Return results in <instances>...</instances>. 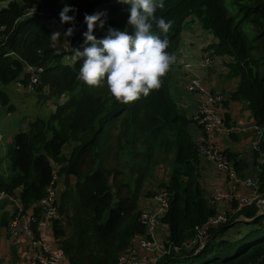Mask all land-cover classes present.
<instances>
[{"label": "trees", "instance_id": "16d2710c", "mask_svg": "<svg viewBox=\"0 0 264 264\" xmlns=\"http://www.w3.org/2000/svg\"><path fill=\"white\" fill-rule=\"evenodd\" d=\"M3 1L7 4L0 6V106L9 102L6 86L19 83L25 89L29 84L26 67H35L43 70L40 80L32 92L23 93L53 104L54 111L48 119L29 124L28 132L14 135L0 167V193L17 196L23 215L32 209V216L39 220L36 205L58 166L63 186L59 217L52 222L51 232L66 263L117 264L133 239L145 232L139 221L141 183L134 179L133 166L147 168L151 155L168 152V181L158 183L159 192L147 188L144 194L147 198L162 191L169 195L161 218L167 228L168 253L156 264H264V217L258 216L254 205L240 207L232 200L228 220L208 226L204 241L193 244L216 207L207 200L202 184L203 160L192 134L197 126L170 95L174 66L159 91L130 105L115 101L106 84L89 87L77 78L82 62L73 56L76 48L85 46V13H106L105 28L97 25L93 33L97 39L106 35L108 27L128 29L131 34L130 5L116 0H0V4ZM230 1L233 16L223 0H164V8L155 15L173 22L166 37L169 53H178L181 33L196 22L214 40L204 52L224 58L226 79H238L222 104H241L261 137L257 150H251L249 164L232 150L222 154L240 178L255 176L257 192L264 197V0ZM66 5L77 10L68 13L75 16V31L67 38L63 33L72 24H61L59 16ZM53 31L61 32L54 48L50 46ZM153 33L165 38L155 26ZM12 110L7 107V112ZM222 119L227 126L228 117ZM114 149L121 169L108 166ZM126 164H131L128 169ZM6 205L3 202L0 207V228H7L14 217L6 213ZM235 224H256V229L245 236L237 229L232 240L226 239ZM36 228L31 225L35 238Z\"/></svg>", "mask_w": 264, "mask_h": 264}, {"label": "built area", "instance_id": "2783aa9c", "mask_svg": "<svg viewBox=\"0 0 264 264\" xmlns=\"http://www.w3.org/2000/svg\"><path fill=\"white\" fill-rule=\"evenodd\" d=\"M212 59L213 58L206 53L201 60L203 68H210L213 64ZM184 67L187 72H191V66L189 64H185ZM26 69L29 74V84L25 90L32 92L33 87L38 84L43 70L42 68L35 67H26ZM184 92L186 96H188L191 94L204 93L205 89L199 78H191L185 85ZM183 99H185V97L181 100ZM221 103L222 98L220 96H209L201 107L193 110L189 117H187L195 123L198 134L201 133L203 137V139L196 142L199 156L203 161L215 166V168L224 175L225 182L223 187L227 189L224 192L220 190L213 194L211 204L216 207V211L213 217L202 227V230L199 231V236L194 240L193 244L204 241L208 226H217L228 220L227 209L232 200L240 207L254 205L258 210V215H263L264 217V197L260 196L257 192V182L251 179L241 180L223 156L222 151L216 150L212 145L211 140L214 136L229 134L230 132V129L225 126L222 117L217 113V106L221 105ZM247 129L256 132L258 141L253 144V149L257 150L261 132L254 124ZM58 169V166H56V170L53 171L52 180L45 191L44 197L36 205L39 208V220H36L32 215L24 216L20 205L18 210L14 212L13 219L8 224L7 228L11 238H17L20 229V221L23 223V232L31 238L30 243L34 247V251L27 259L26 264L66 263L65 256L57 246L48 245L38 239L37 236L35 238L31 230L32 224H36L37 231H39L42 224L47 225L48 228H52V222L59 217L58 204L63 184L62 178L57 175ZM236 185L249 188L251 192L242 195L236 189ZM168 197L169 195L165 191L158 193L152 198V203L154 205L153 209L141 211L139 221L144 227L145 232L143 235L133 239L131 248L124 254L119 255L117 264H156L162 255L168 253V250L165 248L168 236L167 228L161 222V218L168 209ZM0 200L6 201L10 205H14L15 203L16 207L20 204L17 196L11 197L4 193H0ZM157 229L162 233L164 243H161V241L157 239Z\"/></svg>", "mask_w": 264, "mask_h": 264}, {"label": "clouds", "instance_id": "9594fccd", "mask_svg": "<svg viewBox=\"0 0 264 264\" xmlns=\"http://www.w3.org/2000/svg\"><path fill=\"white\" fill-rule=\"evenodd\" d=\"M117 3L130 5L128 25L132 28L120 31L108 27L106 35L97 39L93 34L97 25L105 28L106 13H85L87 31L83 33V50L75 49L73 60L81 61L78 79L89 87L102 88L107 85L108 92L115 101L130 105L147 98L153 91H159L163 78L176 63L174 53L167 49L170 42L166 38L172 28V21L155 15L158 8H164V0H116ZM77 10L65 6L60 12L61 24H72L63 36L70 37L75 31V16L69 12ZM156 27L165 38L153 33ZM61 36L60 31L50 34L51 47Z\"/></svg>", "mask_w": 264, "mask_h": 264}, {"label": "crops", "instance_id": "0c3cea01", "mask_svg": "<svg viewBox=\"0 0 264 264\" xmlns=\"http://www.w3.org/2000/svg\"><path fill=\"white\" fill-rule=\"evenodd\" d=\"M3 3L7 4V2L3 1L0 4V6L5 7L6 4L3 5ZM203 33L204 35H208V37H211V39L207 38L208 40H210L208 43L204 42L201 45L202 50L204 52V49L210 44L214 43V40L210 34L204 31ZM178 50L179 52L175 54L176 63L173 65L174 70L171 74L169 91L171 98L180 107L184 114L189 117L191 112L196 108L201 107V105L206 101L209 96H220L222 98V102L227 101V94L228 92L235 89L238 83V79L229 81V79H226V75L224 72L223 81L220 82L215 80L214 83H207V73H209V71L211 70H209L208 68L205 70L202 66L201 57L203 58L204 54L189 49L186 44L184 45L183 41L179 42ZM213 60L215 65L219 66V64H222L223 60L225 59L216 57L213 58ZM186 62H188V64L192 67V74L189 76V79L199 78L201 80L202 86L205 89V92L201 94H191L187 96L188 98L181 100L182 98L186 97L184 88L188 81L186 82V80L183 79V74L182 72H180V70L182 69V65ZM22 86L23 85H20L19 83H10L4 89V92L7 94L9 102L7 106H5L4 108H0V160L2 159L0 161V167L4 166L5 164L6 148L11 144L14 135L18 132H28L29 124L34 122L35 119L46 120L50 117L51 114H53L54 111L53 104H51L52 112H50L48 115H45L44 117L43 114H41V109L39 108L40 105L36 106V103H38L36 97H21L19 89H21ZM20 103H22L23 105H21ZM8 106H11L13 108L12 112L10 113L7 112ZM217 113L222 118H225V116L228 117L227 127L230 129V134L232 136H229L230 134L228 136L216 135L214 136V138L218 137L219 139H221L224 137L225 139L222 141V145L227 149L231 148L230 150H232L233 152L239 150V147L237 146L242 143L246 145V147L250 150L251 155V148H253L251 143L253 140H256V132L252 131L251 129H247L254 124L249 111L243 108L241 104L228 102L227 107H224L222 103L221 105L217 106ZM194 130L195 128L193 129L192 134L193 138H196L193 140L197 142L200 139H203L201 133L198 134V131L194 132ZM214 138L211 140L212 145L214 146V148L215 146L220 147V145H216L215 140L217 138ZM224 151L225 150H222V152ZM247 162L249 164L251 161ZM218 172H216L215 166L203 163L202 184L206 192V198L210 203L213 194L217 191H220L225 182L224 175ZM167 181H165V183ZM238 187L240 188L241 185H238ZM249 193L250 192L248 191L247 194ZM140 201L141 211H149L153 209L154 205L152 203V198L142 197ZM3 202L7 203L6 201L0 200V207H2ZM11 208L12 205L7 203L5 211L9 214V216L14 215V212L18 210V207L16 206L12 209ZM30 215H32V209L24 211V216ZM22 225L23 223L22 221H20V229L18 231V236L15 239L11 238V235L8 232V228H0V242L5 241L6 244L10 246L6 253H4L0 248V264H26L27 259L34 251V247L30 243L31 238L28 237L25 232H23ZM51 229L52 228H48L47 225L42 224L40 226L39 231H37V238L48 245L57 246L55 240L52 237ZM156 237L159 241H161V243H164V238L160 231L158 232Z\"/></svg>", "mask_w": 264, "mask_h": 264}, {"label": "rangeland", "instance_id": "374dc122", "mask_svg": "<svg viewBox=\"0 0 264 264\" xmlns=\"http://www.w3.org/2000/svg\"><path fill=\"white\" fill-rule=\"evenodd\" d=\"M223 2L226 5V8H227V11L229 12V14L232 16L235 15V8H234L232 1L223 0ZM5 4L6 3H3V5H5ZM181 38H182V40H181ZM207 38L211 39V37H208V35H204L202 29L200 28V26L196 22L195 23L193 22V23H190L183 30V32L180 35L179 41H181V42L183 41L184 45L186 44L189 47V49H192L194 51H197L198 53L204 54L203 56H205L206 53L203 52L201 45L204 42L208 43L210 41ZM181 47H182V44H181ZM201 60H202V57H201ZM212 61H213L212 66L213 65L214 66L211 67V71H209V73H207V75H208L206 77V80L208 79L207 83H214L215 80L221 82L224 80V70L222 69L223 64H219V66H218V65H215L213 59H212ZM64 62L69 63V60L64 59ZM70 62H71V60H70ZM72 63H73V61L71 62V64ZM185 64H188V62H186L182 65V69L180 70V72H182L183 79H185L187 82L189 80V76L192 74V69H191V72H187L185 70V67H184ZM204 69L206 70L207 68H204ZM19 91H20L21 97L25 98L26 96H29V95H25L23 93L25 91L23 86L21 89H19ZM216 97H218V96H216ZM185 98H188V97L186 96ZM20 104L23 105L22 103H20ZM39 105H40L39 108L41 109L40 110L41 114H43L44 117H45V115H48L50 112H52V105L49 102L39 101L38 103H36V106H39ZM0 108H4V106H2V107L0 106ZM6 119H8V118H6ZM16 119H18V118H16ZM196 129L197 128L195 127V131H196ZM219 135L220 136H222V135L228 136V133L227 134H219ZM195 138L196 137H194L193 139H195ZM214 139H216L215 140L216 145H220V147H221L220 148V147L215 146L216 150L222 151V150H230L231 149V148L227 149L222 145V141L225 139L224 137L221 139H219L218 137H215ZM256 141H258V138H256V140L252 141V143H251L252 147ZM237 147H239L238 148L239 150H236V152L238 154H240V156L242 158H244L245 160L251 161L250 150L246 147V145L240 143ZM251 149H253V148H251ZM64 153L68 154V150H65ZM259 161H261V159H259ZM170 163H171V160H170V155L168 152H155L153 155L150 156V158L147 162V168L138 167V163L134 164V166H133L134 179L138 180L141 183V192H140L139 197H138V205H139L140 210H141V206H140L141 201L140 200L142 197H144V194L147 193V188H148V190H150L149 192H156L157 193V192H159V190H157L158 183L159 182H165L168 180L169 172H170V170H169L170 169ZM203 163H207V162L203 161ZM130 165L131 164H126L125 168L128 169ZM208 165H210V164H208ZM108 166L116 167L118 169L122 168L123 164H122V161L120 160V155H119V152L117 149H114L113 154H112V159L108 162ZM150 168H151V170L149 171ZM215 170H216V172H218L217 168H215ZM150 174H152L151 175L152 177L149 176ZM127 175H128V173H127ZM240 179L241 180L251 179V180L257 182V180L253 174L246 176L245 178H240ZM236 189L242 195H246L248 193V191L251 192L249 190V188H246L242 185L240 188L238 187V185H236ZM226 190L227 189H224V188L221 189V191H223V192ZM60 191H61V189H60ZM156 193H154V194H156ZM14 205H15V203H14ZM14 205H12V208L16 206V205L15 206ZM19 207H20V204H19L18 208ZM258 216H263V215H258ZM263 220H264V218H263ZM244 222H246V221H244ZM254 225H256V224H253V225L249 224V226H245L244 224H235L230 229V231L228 233L229 237H226V239L232 240L233 238H231V237L236 236L235 231L237 229H241V232L245 233L244 234V236H245V235L249 234L250 232H253L256 229L254 227ZM157 232H159L158 229H157ZM263 233H264V227H263ZM0 243H1L0 248L2 249V251L4 253H6L10 246H8L5 241L0 242Z\"/></svg>", "mask_w": 264, "mask_h": 264}]
</instances>
